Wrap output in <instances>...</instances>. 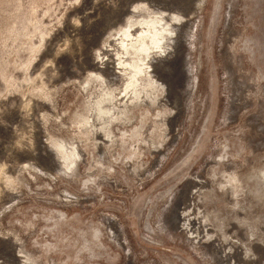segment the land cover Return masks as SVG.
Here are the masks:
<instances>
[{
	"label": "rangeland",
	"instance_id": "rangeland-1",
	"mask_svg": "<svg viewBox=\"0 0 264 264\" xmlns=\"http://www.w3.org/2000/svg\"><path fill=\"white\" fill-rule=\"evenodd\" d=\"M0 264H264V0H0Z\"/></svg>",
	"mask_w": 264,
	"mask_h": 264
}]
</instances>
